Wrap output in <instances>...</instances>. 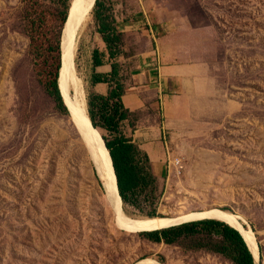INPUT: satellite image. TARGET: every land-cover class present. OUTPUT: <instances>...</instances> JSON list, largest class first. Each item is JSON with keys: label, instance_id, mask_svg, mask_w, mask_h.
Returning <instances> with one entry per match:
<instances>
[{"label": "rangeland", "instance_id": "rangeland-1", "mask_svg": "<svg viewBox=\"0 0 264 264\" xmlns=\"http://www.w3.org/2000/svg\"><path fill=\"white\" fill-rule=\"evenodd\" d=\"M72 2L0 0V264H133L148 257L234 264L216 251L223 246L218 228L206 224L173 243L113 225L105 196L93 189L91 178L100 181L90 155L62 126L70 113L59 106L56 83ZM104 23L122 40L116 62L125 93L135 89L141 98L130 101L135 110L128 109L120 131L148 155L140 167L155 179L135 204L124 202L125 213L162 217L175 207L180 181L205 179L209 206L247 221L257 264H264V0H99L73 67L89 114L95 52L107 46ZM167 36L174 39L164 49H175L174 62L190 70V100L176 110L167 108L164 85L133 82L164 66L158 42ZM174 89L170 96L184 94ZM96 112L106 143L112 135Z\"/></svg>", "mask_w": 264, "mask_h": 264}, {"label": "trees", "instance_id": "trees-1", "mask_svg": "<svg viewBox=\"0 0 264 264\" xmlns=\"http://www.w3.org/2000/svg\"><path fill=\"white\" fill-rule=\"evenodd\" d=\"M99 6V0L97 5ZM96 18L100 21V15L96 14ZM104 36V41L107 44L111 60L113 64V73L109 76L94 73L93 85L109 84L111 90L108 96H102L93 93L90 97V115L95 125H97L96 112L102 117L105 126L102 128L108 130L112 135V140L106 142V146L110 152L113 161L114 170L118 180V189L120 196L125 203L135 204L136 195L140 190L148 185V179L155 182L154 177L150 173L149 167H140L139 158L143 157L146 163H149L148 155L142 152L131 140L127 139L120 131V124L127 120L129 111L125 109L122 98L125 95V86L120 75L119 64L116 62L121 54L122 40L116 29L112 25L102 24L99 31ZM106 54L97 50L94 56V69L104 64ZM56 87L59 86L56 83ZM59 93V95H58ZM58 102L60 107H64L63 98L59 89L57 92ZM67 108V107H66ZM209 225L213 228H218V232L223 237L222 248L216 251L227 253L234 264H255L253 254L246 244L243 236L231 227L230 225L214 220L205 219L184 223L180 226H173L158 231H148L145 233L151 240L159 242L166 241L167 243L175 242L184 234H191L196 231L199 225ZM140 233V232H139Z\"/></svg>", "mask_w": 264, "mask_h": 264}, {"label": "bare ground", "instance_id": "bare-ground-1", "mask_svg": "<svg viewBox=\"0 0 264 264\" xmlns=\"http://www.w3.org/2000/svg\"><path fill=\"white\" fill-rule=\"evenodd\" d=\"M78 0V14L84 11V8H90L94 5L96 0ZM79 17V16H78ZM93 23V14L90 16V26ZM86 29V31H85ZM83 34H79L76 40V50L79 47L81 39L84 37L89 28H85ZM65 42L63 49V56L65 58V65H62L61 69V91L63 94L64 101L68 108L70 115L73 116V120L77 125L83 138L89 143V149L92 155L100 175L103 178L104 185L108 189L109 193L115 194L117 197V184L116 178L114 176V169L112 168L110 155L104 148L101 142V134L96 129L91 128L90 125V114L88 110V104L84 92L83 82L76 75L74 71L75 64L72 60L68 62L67 55V33L65 34ZM76 59V58H75ZM182 157V156H181ZM184 158V157H182ZM182 160L181 162H183ZM181 162H178L181 164ZM205 179L199 177H189L183 183L179 182L180 187H177L176 196L174 200L175 207L171 209H166L163 212L165 215L157 217H143V216H131L125 213L123 208V213L120 212V224L125 226V223L131 222L135 224L138 228V233L144 230L153 229H165L173 226L182 225L184 223L199 221L204 219H214L224 222L238 231L241 232L246 244L253 253L254 261L256 264L258 262L259 251L257 248L256 240L252 230L249 228L247 221L239 214L223 210L218 206H209V193L208 188H204L202 184L205 183ZM181 198H185L181 199ZM187 198V199H186ZM118 205L120 201L118 200ZM123 230V229H122ZM133 264H160L156 259L152 257L144 258L138 260Z\"/></svg>", "mask_w": 264, "mask_h": 264}, {"label": "water", "instance_id": "water-1", "mask_svg": "<svg viewBox=\"0 0 264 264\" xmlns=\"http://www.w3.org/2000/svg\"><path fill=\"white\" fill-rule=\"evenodd\" d=\"M85 1L86 0H84V2ZM97 1L98 0H96V2L94 3V5L92 7L86 8V10L84 8V11L81 14H78V0H73L72 5H71V9L69 11V16H68V19H67V22H66V25H65V29H64V32H63V39H62V65L63 66L65 65V58L63 56V49H64L63 47H64V42H65V39H66L65 38V34L67 33L68 62H69V60H72V57H73V63L76 66V59L75 58H76V55L78 53V48H79L78 47L77 50H76V47H75L76 40H77L79 34L80 33L83 34L86 31L85 28L89 27V25H90L89 24L90 23V16H91V14L94 13V10H95L96 5H97ZM84 2H82V4H84ZM84 29H85V31H84ZM60 81H61V72H60V77H59V89H60V92H61V95H62V98H63ZM84 92H85V90H84ZM85 96H86V92H85ZM86 100H87V97H86ZM63 101H64V98H63ZM64 103H65V101H64ZM65 105H66V103H65ZM69 118H70L69 122H67V124H63L62 125L64 127V132H66L67 136H69L71 134L72 135H77L78 136V145L81 146L82 148H84L87 151L86 153H88V155H90L89 156L90 160H91V162H92V164L94 166V169H95V171L97 173V177H98V179L100 181V184H99L98 180L95 178V176L91 178L93 180V189H94L95 195L97 194L99 198L102 197L101 195L105 196L104 200H106V203H107V205L109 207V211L111 212V220H112L113 225L115 227H117L119 230L123 229L122 231L125 232V233H129V234L138 233V228L135 227L134 223L128 222V223H125V226H122L120 224V222H121L120 218L121 217H120L119 213L120 212L123 213L124 202H123V200H122V198L120 196L119 189L117 191V194H118L117 197L115 196L113 191H112V193H109L108 189L104 185V182H103L104 180H103L102 176L100 175L94 160L92 159V155H91V152H90V149H89V143L83 138V136L80 133L77 125L72 120L73 116L70 115ZM90 125H91V128L96 130L95 125L93 124V121H92L91 118H90ZM101 142L103 143L104 148L106 149V151L110 155V152H109V150H108V148L106 146V143L104 142L102 137H101ZM90 160H88V167L90 169V174H91L92 169L90 168V165H91L90 164ZM110 160H111L112 168L114 169V165H113V161H112L111 156H110ZM114 176L116 178V184H117V188H118V180H117V176H116L115 170H114ZM118 200L120 201V205H118L119 204ZM148 218H150V217H148ZM158 230H162V229H153V230H148V231H158ZM148 231L144 230V231H141L140 233L148 232ZM239 233L241 234L240 231H239ZM258 251H259V246H258ZM251 253H252V251H251ZM255 264H256V261H255Z\"/></svg>", "mask_w": 264, "mask_h": 264}, {"label": "crops", "instance_id": "crops-1", "mask_svg": "<svg viewBox=\"0 0 264 264\" xmlns=\"http://www.w3.org/2000/svg\"><path fill=\"white\" fill-rule=\"evenodd\" d=\"M174 36H167L161 39L158 42V49L160 52H163L162 61H163V67L161 65H158V67L151 69L149 71H144L142 73H139L138 75L134 76L133 82H136L138 84H144V83H152V84H160L161 86L164 85L166 89L168 88V98L167 100H171V102L168 104L167 108L168 110H176V104L180 100H190V95L185 94V84L187 80L189 79L187 76L189 74V68H185L183 65H178L175 60V55L177 51L175 49H164L165 44H167L170 41H173ZM102 52L106 54V57L104 58V64L103 66L97 67L94 70V73L102 74L109 76L113 73V64L115 61L111 60V55L109 53L108 47L102 48ZM106 49V50H105ZM147 55H151V53H148ZM151 58L153 56H150ZM154 82V83H153ZM131 88H133L130 85ZM179 89V92H184L183 95H172L174 92H177ZM130 88V89H131ZM134 89V88H133ZM93 93L99 94L102 96H108L111 87L109 84H97L92 86ZM134 90H130L122 98V102L124 106L126 105V109H130L131 111L135 110L134 107H131L129 104L130 101L134 102L135 105L136 100H141L140 97H138L137 93H135ZM170 94V95H169ZM139 105V104H138ZM129 111V110H128ZM144 151H148V147L144 146Z\"/></svg>", "mask_w": 264, "mask_h": 264}]
</instances>
